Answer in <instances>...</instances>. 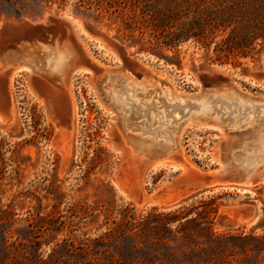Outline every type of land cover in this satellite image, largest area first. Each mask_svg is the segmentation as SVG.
Listing matches in <instances>:
<instances>
[{
    "label": "rangeland",
    "instance_id": "1",
    "mask_svg": "<svg viewBox=\"0 0 264 264\" xmlns=\"http://www.w3.org/2000/svg\"><path fill=\"white\" fill-rule=\"evenodd\" d=\"M78 1L26 10L20 19L0 7V51L12 45L10 24L60 19L68 25L66 35L55 45L46 42L54 47H32L69 53L57 83L25 70L18 76L15 67L0 74V264H264V165L248 184L211 181L222 165L223 135L241 144L252 126L235 130L217 103L213 115L221 123L197 118L171 127L174 149L156 156L142 146L164 140L167 126L150 132L152 111L138 112L127 130L135 136L128 155L118 111L95 72L119 70L136 84L156 81L162 90L156 96L164 92L170 100L174 94L179 102L229 88L264 100V55L213 62L212 51L207 56L187 41L177 57L163 50L179 62L170 63L123 46L116 37L119 23L80 14ZM47 84L61 97L59 115L48 106ZM155 93L143 99L142 109ZM153 101L161 106L157 97Z\"/></svg>",
    "mask_w": 264,
    "mask_h": 264
},
{
    "label": "bare ground",
    "instance_id": "2",
    "mask_svg": "<svg viewBox=\"0 0 264 264\" xmlns=\"http://www.w3.org/2000/svg\"><path fill=\"white\" fill-rule=\"evenodd\" d=\"M68 55L69 53L62 49L57 50L50 48L47 50V48L43 47L24 46L18 54L10 56L7 61L0 64V74L7 68L15 67L13 70L14 74L24 70H30L33 75H43L51 78L50 81L47 78L50 83L51 81L56 82L61 78L63 69L67 65ZM24 66L28 68H25ZM17 75L19 76V74ZM96 81L102 94L112 102V106L118 111L121 124L120 131H122L121 133L126 143L125 150L129 149L128 151H125L128 155H133V150L131 149L132 151H130V148H134V145L131 144V140L135 136L128 134L127 130L132 129L134 125L131 121L132 116L136 115L138 112L152 111L151 113L154 115L155 120L154 122H151L152 117L150 115L149 123H146L148 124L150 132H154V130H152L153 127L155 130L158 129L162 123L167 126L166 135L161 136L158 133V136L163 137L164 140L153 141V144H150L147 147L144 145L142 146L143 152H147L146 154L148 155L165 156L175 147V143L169 132L171 127L175 131L182 125L197 118L211 119L219 124L223 120H221V117H219L218 114L217 116H214L213 112L217 109V103H221L223 106L222 108L220 107V109H222L223 114L228 115L226 119L230 120L232 127L240 128L242 126L245 127L246 125H250L253 130H250V133L247 132L248 136L242 139L244 141L241 142V144L234 142L232 136L223 135L221 140L222 143H220V145L222 144L221 151L224 153L221 156L222 165L220 169L213 171L216 174H213L212 176L227 173L229 179L222 182L217 181L220 182L222 186H231L237 183L248 184L251 183L252 178L254 177L253 175L257 170L264 165V100H254L249 96L238 93L236 90H233V88L222 89L217 92H208L201 95V97H183V102H179L177 96L174 94L170 100H167L164 92L163 97L156 96L157 93L154 91H162L156 86V81L151 82V80H149V84H136L134 81L130 83L125 73L119 70L114 71L103 69V71L97 73ZM139 86H142V88L140 89ZM148 87H151L152 89H148ZM54 88L55 87L51 85L46 86L44 93L52 112L59 115L61 113L60 106L62 100L58 92L53 91ZM139 91H142L144 94H140ZM130 92L132 94H129ZM151 93H155V95L152 97L151 102L146 104V109L144 110L142 109L143 99L151 97V95H149ZM133 96L141 97L139 103L131 101ZM155 97L160 99L161 106H158L159 102L154 103L153 100ZM126 99H128L129 102L124 103ZM164 107L165 109H163V112H160L159 109ZM176 113H181L182 116L176 118ZM166 114L168 118L164 119ZM139 117L141 118V116ZM241 120L244 121L241 122ZM235 137L237 136L235 135ZM236 148L239 150H235Z\"/></svg>",
    "mask_w": 264,
    "mask_h": 264
},
{
    "label": "trees",
    "instance_id": "3",
    "mask_svg": "<svg viewBox=\"0 0 264 264\" xmlns=\"http://www.w3.org/2000/svg\"><path fill=\"white\" fill-rule=\"evenodd\" d=\"M66 0H0L2 14L20 19L27 12ZM80 14L96 22L119 23L121 44L174 61L182 43L212 51L213 62L236 63L264 55V0H79Z\"/></svg>",
    "mask_w": 264,
    "mask_h": 264
},
{
    "label": "water",
    "instance_id": "4",
    "mask_svg": "<svg viewBox=\"0 0 264 264\" xmlns=\"http://www.w3.org/2000/svg\"><path fill=\"white\" fill-rule=\"evenodd\" d=\"M68 21L71 22L72 27H74L77 31L80 30L79 23L75 21L73 18L68 17ZM68 25L65 21L57 19L52 20L51 24L42 25V24H29L26 22H18L13 23L8 26V34L11 38L12 45L5 46L0 51V64L7 61L10 56L18 54L22 47L24 46H33V45H41V46H50L46 44L48 40L54 42L58 40V37L65 36L67 33ZM148 60V58H145ZM103 71V69H95L96 73ZM129 72V71H128ZM131 73V72H130ZM237 178V177H236ZM229 179L228 174L215 175L211 177L212 181H226ZM237 182V181H236ZM123 197V195H120ZM221 224H225L224 221H221Z\"/></svg>",
    "mask_w": 264,
    "mask_h": 264
},
{
    "label": "flooded vegetation",
    "instance_id": "5",
    "mask_svg": "<svg viewBox=\"0 0 264 264\" xmlns=\"http://www.w3.org/2000/svg\"><path fill=\"white\" fill-rule=\"evenodd\" d=\"M27 73H31L32 74V72L30 71V70H28V71H26ZM3 95V92H2V89L0 88V96H2ZM48 106H49V104H48ZM50 107V106H49Z\"/></svg>",
    "mask_w": 264,
    "mask_h": 264
}]
</instances>
